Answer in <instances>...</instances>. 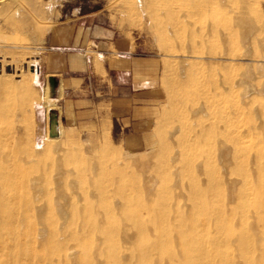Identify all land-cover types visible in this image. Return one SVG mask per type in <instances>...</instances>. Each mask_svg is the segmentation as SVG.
Here are the masks:
<instances>
[{"label": "rangeland", "instance_id": "1", "mask_svg": "<svg viewBox=\"0 0 264 264\" xmlns=\"http://www.w3.org/2000/svg\"><path fill=\"white\" fill-rule=\"evenodd\" d=\"M89 13L115 30L120 50L136 54L147 62L148 86L155 104L144 129L132 126L122 129L114 122L111 130L108 108L102 103L96 112L87 115L89 119L77 124L62 123L56 114V101L43 74L44 37L59 22ZM247 23L252 24V32L248 31ZM0 64L3 65L0 68V174L4 171L17 174V180L10 187L27 189L28 195L34 194L40 199L32 204L31 210L29 207L28 219L18 220L23 221L19 223L21 230L26 231L28 227L24 221H39L36 209L47 197L56 204L58 189L64 183L68 185V195L79 206L89 203L96 208L103 203L95 182L103 180L107 186L119 185L133 194L128 205L136 208L142 226L155 220L154 212L146 208L153 202L158 205L164 192L167 195L162 199L164 204L175 209L176 202L178 211L189 214L191 203L185 192L202 190L204 175L196 169L185 172L180 160L182 147L207 131L205 144L200 142L198 147L200 154L190 159L200 168L204 153L208 152L212 159L209 162L218 164L226 124L227 130H236L239 134V159L244 167L239 185H243V176L257 184L255 170L258 162L264 163V0H0ZM7 67L11 70L7 71ZM234 110L237 116L233 120L230 115ZM52 114L57 138L49 136ZM59 125L64 126L60 136ZM40 188L45 189V195ZM106 193H109L105 194L108 205L115 209L112 219L115 218L118 226L131 224L121 218L117 209L118 190L109 189ZM234 206L235 203L224 204L228 212ZM201 208L200 205L199 214L194 216L196 221L210 217ZM18 211L23 213L25 209ZM69 211L68 208L56 211L57 220L64 221L63 216ZM249 214L250 221H246L249 236L245 229L241 231L242 225H236L222 239L229 255L228 264H235L236 259L238 264H246L242 260L245 254L248 262L255 260V264H264V237L256 241L258 228L262 226L253 211ZM202 225L190 236L188 260L191 263L180 256L182 249L175 242L172 264H217L218 259L222 260L214 222L207 229ZM239 231L247 240L255 241L254 245L251 241V246L248 244L244 249L245 237ZM1 232L4 235L6 230ZM206 232L216 237L213 234L208 237ZM156 236L150 231L138 239L126 240L121 233H116L112 248L122 249L123 254L108 256L102 263L145 264L147 259L135 254ZM10 237V234L4 235L6 246L10 244ZM45 239L42 231L35 239L22 238L26 247L31 245L38 253L35 264L56 260L65 254L70 261L79 257L74 241L67 235L53 241L62 243L58 251L45 252L44 247L53 244L52 241L45 244ZM237 239L242 243L237 244ZM84 243L102 245L98 236ZM206 249L214 253L213 258L207 254L209 262ZM163 253L152 252L150 255L155 261L151 263L159 264L155 257ZM215 253L220 255L215 258Z\"/></svg>", "mask_w": 264, "mask_h": 264}, {"label": "bare ground", "instance_id": "2", "mask_svg": "<svg viewBox=\"0 0 264 264\" xmlns=\"http://www.w3.org/2000/svg\"><path fill=\"white\" fill-rule=\"evenodd\" d=\"M247 27H248V31L252 32V28H253L252 24L247 23ZM0 68L1 69L3 68L2 64H0ZM10 70H11L10 67H7V71ZM31 71H32V75H35L34 68H32ZM30 81H31V77H30ZM49 89L51 95L54 91L50 87ZM31 108L32 107H30V109ZM232 112L233 113H231L230 115L231 119L237 116V110H234ZM54 121H55L54 116L52 114L49 121L50 137L57 136V132L53 128ZM63 128L64 126L59 125L58 127L59 136L62 134ZM224 129L225 131L222 134V144H221L220 154L217 159L218 164L214 165L211 162H209L212 159L211 158L209 159L210 155L208 152L204 153V159L201 161L202 165H200V168L198 164L193 165L192 160L190 159V157L198 156L200 154L198 147L201 146L200 142H202V144L204 142L205 144L206 140L204 137L207 131H203L201 135L195 137L193 142L189 143L188 145L185 144L182 147V151L180 153L181 155L180 160H181V166L182 168H184L185 172H192V170L196 169L198 172L204 175V180H203L204 188L202 190L199 191L198 188V190L185 192L187 200H189V202L191 203L190 211L188 212L189 214H184L183 211L181 210L178 211L180 208H178L179 204L177 203L178 205H176V202H175V207L178 209L176 208L173 209L171 208V206L164 204L162 201V199L165 198L164 196L166 195V192H164L163 194L165 195L162 196V198H159L160 202L158 203V205L153 202L146 208L148 212H154L155 220L150 221L149 223H145L143 226H142L143 221H138L140 216L136 212L135 210L136 208L135 209H133V207L130 208L131 205H128L130 204L129 202L133 198L132 197L133 194L123 189L122 187L120 188L119 185L116 186V184L112 183L110 186H107V183L105 181L99 180L95 182V186L98 197H100V200L102 201L103 204L100 203L101 205H98L97 208L94 205H90L89 203L85 207L79 206L76 200L68 195L66 190L68 185L64 183L58 189L57 192L58 199L56 201V204H53L49 200L50 198L48 199L47 197V200H45L44 203L40 204L36 209L37 212L36 217L39 221H24L27 223L28 227L26 231L21 230V227L19 228V223L23 221H18V220L28 219L30 217L28 212L29 207L31 210L32 204L36 201L38 202L40 199L34 194L28 195L27 189H17L15 187L13 188V185L12 187H10V185L13 182H15V180H17L18 175L11 171H6V172L4 171L3 174H0V257L6 256V258L5 260H0V264L37 263L39 260V255L37 252L33 250L34 249L33 246L32 248L31 245L30 247H26V245H24V243H22L21 241L22 238H27L28 236H30V238L35 239V237H37L40 231L45 232L46 234V239L44 240L45 244L49 243L50 241H52L53 243L49 247L46 246H45L46 248L44 247L45 252L46 250L58 251L59 249H61L62 243L61 242L54 243L53 241L59 239L61 235H67L70 239L74 241V247L77 248L76 254L79 255V257L75 261L68 260L67 255L65 254L63 257H59L56 260L53 259L43 260L42 264H103L102 263L103 260L108 256L120 257L121 254H123L122 249L112 248L115 247V244L113 245V243L115 242L114 236L116 235V233H121L124 239L130 240V239H134L135 237H137L138 239L143 235H146L150 231L157 234V236L154 238V240L151 243L146 244L145 246L142 245L138 249L135 255L145 257L147 259V261L145 260V264H152L151 261L154 262L155 260L151 258L150 254L154 251H162L164 253L161 257L158 258L155 257L157 259V262L161 264L162 261H166L164 262V264H172L171 261L172 257L176 254V252L174 251V243L176 242L178 246H180V248L182 249L180 252V256L188 260L190 255L189 254L190 248L192 244V239H190L192 231L196 230L201 224L206 226L205 228L207 229V226L213 222L215 224L214 227H216L215 234H217V237L214 233L212 234L216 238L219 237V239L216 240L217 242L219 241L218 244H221L220 245L221 255L220 254L217 255H220L222 257V260L218 259V263L228 264L227 262L229 261H227L226 257L229 255H226L228 254V251L227 249H224L225 245L223 244L222 239H224L226 235H228V233L232 231L236 225L237 226L242 225L244 228H240V229L241 231L245 229V233H246V227L248 226L246 224L247 223L246 221H250L248 218L250 215L249 214L250 211H253L254 215L256 216L257 223L261 224L262 226L261 228H258L259 232L256 236L257 237L256 241L257 239L263 240L264 163L258 162L257 169L255 170L258 174L257 184L255 183L256 185L253 184L251 178H248L247 176H243V182H242L243 185L240 186L239 185L240 177H241L240 173L244 171V167H242V162L239 159V153H240L239 134L237 133L236 130L234 131L227 130V124L224 127ZM49 139L54 140L52 138ZM1 169L2 168L0 167V170ZM44 187H46V185ZM188 187L190 188L189 185ZM109 189L118 190L120 202L117 204L118 206L117 209L119 210V214L121 218L124 219V221H129L131 224L127 226L126 225L118 226L115 218L112 219V217L115 215V209L114 207H110L107 203L108 199H106V195H108L109 193L106 192ZM40 191L43 195L46 194L45 189L40 188ZM82 191L84 192V189ZM253 191L255 192L253 193ZM85 198L84 201H86ZM214 201L218 203V205L215 208L213 206H215L217 203L214 204ZM226 202L235 203V206L231 208L230 212H228V210L225 209L224 207V204H226ZM200 205L202 206L201 209L204 210V212L207 211L206 214L209 213L210 216L209 218H211L212 221H209L208 220L209 218H206L208 221H206V219L205 221H196L194 219V216L197 217V214H199L198 212ZM21 208L25 209L23 213L18 211ZM65 208H68L70 210L69 211L70 213L68 215L63 216L64 221H58L55 215L56 211L60 212ZM53 217L54 219L56 218L55 221ZM78 219H81V221L80 220L78 221ZM235 219L241 221V223H238L237 221H235ZM254 223L255 222H253L252 225H249L250 228L251 226H253ZM3 229L6 230V233H4V235L5 234L11 235L10 244L8 246H6V244H4L3 241L4 235L1 232V230ZM251 230L249 231V233H251ZM241 231H239L240 232L239 235L245 237L243 238L244 240L243 248L244 249L248 248V244L250 245L251 241L253 242L252 244L254 245L255 241L253 240L249 241V239L247 240L246 239L247 236H245ZM207 233L209 232H206V234ZM212 234L209 233L210 236L208 237H211ZM229 235L233 236V233L232 234L230 233ZM247 235L249 236V234ZM42 236H44V234ZM93 236H98V238L102 242L103 245V246L101 245L102 247L99 245L92 246L90 244L84 243V241H86L87 239L90 238L92 239ZM236 236L237 235H235L233 239H235ZM240 236H238L239 239L241 238ZM230 238L228 239L230 240ZM208 240L206 244L208 243ZM216 240H214V242ZM238 241H240V243H238ZM236 243L241 244L242 241L237 239ZM226 244L229 245V243ZM231 244H233L232 240H231ZM208 247H211V245H209ZM240 247L237 246L238 249H240ZM212 248L214 247L212 246ZM215 248L218 249L219 245L216 246ZM226 248H228L227 245ZM243 248H242L243 253H241L242 255H244L245 252ZM248 250L251 249L249 248ZM207 251H206V259L208 255L209 256L211 254L214 255L212 251H211L212 253H210L209 251L208 253ZM229 251H231V249ZM101 253L103 254V256L100 255ZM231 253L232 251L230 252V255ZM217 255L215 253V258L217 257ZM246 256L247 255L245 254V257ZM210 257L213 258L212 255ZM223 257L225 260L223 259ZM245 257H243L244 259L242 258V260L243 261L245 260L246 264L247 263L255 264V260H250V258H247L248 260H250V262H248ZM219 260H221V262H219ZM229 260L231 261V259ZM207 262H209L208 259ZM234 262L235 264H238L239 261L238 259H236ZM188 263H191L190 259L188 260ZM244 263L245 262H243V264ZM140 264H144V263H140Z\"/></svg>", "mask_w": 264, "mask_h": 264}, {"label": "crops", "instance_id": "3", "mask_svg": "<svg viewBox=\"0 0 264 264\" xmlns=\"http://www.w3.org/2000/svg\"><path fill=\"white\" fill-rule=\"evenodd\" d=\"M90 14L61 21L44 37L43 74L56 80V114L62 123L77 124L102 103L111 130L114 122L144 129L155 104L147 62L120 50L115 30Z\"/></svg>", "mask_w": 264, "mask_h": 264}, {"label": "water", "instance_id": "4", "mask_svg": "<svg viewBox=\"0 0 264 264\" xmlns=\"http://www.w3.org/2000/svg\"><path fill=\"white\" fill-rule=\"evenodd\" d=\"M49 87L54 91L56 86V80L54 77L48 78ZM51 96H54V92L51 94Z\"/></svg>", "mask_w": 264, "mask_h": 264}]
</instances>
